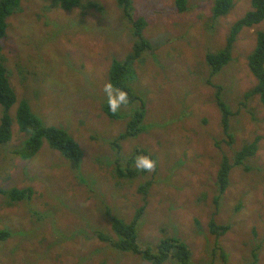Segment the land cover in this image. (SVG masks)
<instances>
[{"label":"rangeland","instance_id":"rangeland-1","mask_svg":"<svg viewBox=\"0 0 264 264\" xmlns=\"http://www.w3.org/2000/svg\"><path fill=\"white\" fill-rule=\"evenodd\" d=\"M82 1L84 6L63 11L54 7V0H21L20 9L9 19L4 54L19 99L28 97L29 85L33 112L47 126L67 130L84 156L80 163L65 158L57 163L59 154L45 144L35 160L15 157L13 150L25 135L19 133L16 121L19 103L12 107L14 137L0 147V187L31 188L34 195L19 207L7 206L0 195V229L10 226L38 236L47 225L51 236L40 235L32 242L15 236L18 240H9L0 251V264H36L43 237V244L55 238L73 239L66 244L52 242L48 264H98L85 254L81 262L78 255L86 247H103L94 228L108 232L112 229L108 212L129 221L142 206L146 207L139 227L143 249L175 236L190 246L195 264H224L220 256L212 255L217 241L208 224L215 218L232 226L219 240L228 254L225 264H252L254 254L257 264H264V172L251 175L253 171L234 167L229 188L219 206L215 204L223 156L233 157L245 143L260 137L258 153L244 166L264 167V105L259 97L243 98L256 86L248 56L258 32L264 31V21L240 34L230 63L215 78L211 79L207 62L210 53L227 46L230 28L250 9V0H239L236 9L220 18L213 14L214 0H188L184 13L177 12L176 0H161L159 7L152 0H131L135 17H145L143 34L151 49L135 61L131 75L136 92L145 99L146 131L123 141V168L137 149L150 152L156 162L153 170L146 174L139 170L133 180L116 177L119 154L111 145L126 129V120L113 121L104 112L109 70L114 61L129 56L131 30L118 0H92L100 7ZM24 53L34 57L30 66L38 76L24 79L18 67L28 65ZM217 84L224 86L222 100L239 113L231 117L229 127L235 135L233 145L225 142ZM120 109H127L118 112L130 116V108ZM2 115L0 105V120ZM147 181L152 185L145 201L138 188ZM17 242L24 245L13 254ZM115 254L118 260L112 258L109 264H150L140 255Z\"/></svg>","mask_w":264,"mask_h":264},{"label":"trees","instance_id":"trees-1","mask_svg":"<svg viewBox=\"0 0 264 264\" xmlns=\"http://www.w3.org/2000/svg\"><path fill=\"white\" fill-rule=\"evenodd\" d=\"M87 1V3L90 4V7H100V4H97L95 1ZM238 1L239 0H214L213 14L219 18L227 16L230 12H232V9L234 10L237 8ZM20 2L21 0H0V105L3 107V115L0 120V147L11 143L14 137L12 131L13 120L11 116V109L13 106L19 103L16 112V121L19 126V133L25 135V140L19 147L13 150L15 157H19L25 161L35 160L43 149L44 145L47 144L51 148L50 151L52 150L53 152L59 154L60 158L58 157L57 163H59V160L61 161L64 158L68 161L71 160L76 163H80L82 157L84 156V151L81 145L73 139L71 134L63 128L47 126L44 121L33 112L31 107V88H29V85L27 86L28 97L23 96L22 99H19L16 90L11 84L12 70L9 68L6 62L8 57L4 54V43L6 41L9 29V19L20 9ZM152 3L159 7L161 0H152ZM118 4L124 7L123 13L125 19L127 20V25L131 30V34L129 35L131 39L130 43L132 44V50H130L131 52L125 61L113 62L109 70L108 83L114 84L117 88L124 90L128 94L129 103L123 105V107L130 108L131 114L130 116L125 114L127 109L119 110L125 113H113L107 103L104 106V112L113 121L126 120V129L118 136L117 139L112 140L111 145L116 148L117 153L119 154V158L114 166L116 177L124 180H133L140 173H147V171H141L139 173V170L134 167L133 161L137 155H148L153 160L155 159V157L147 150L137 149L133 155L129 156L126 162L127 168H123V141L128 140L131 137H137L146 131V125L144 123L146 118L145 99L136 92L134 87L136 80H134L131 75L135 74V61L143 58L147 51L151 49V43L143 34L144 29L147 27L145 17H135V14L132 13L130 8V6L133 5L132 1L118 0ZM79 5L84 6V2L82 0H54V7L63 11H70L73 7ZM187 6L188 0H176V8L178 13H184L187 11ZM157 7L150 8L148 6L147 9L156 10L158 9ZM263 21L264 0H250V9L248 12H246L242 18H240L233 26H231L230 33L227 38V46L220 53H210L207 57V62L211 69V79L220 74L223 68L230 63L232 59V48L237 36L243 30L252 29L261 24ZM257 38V45L254 51L248 56V66L251 73L255 76L257 83L253 90H250L243 95V98L247 100L251 97H259L260 101L264 105V31L258 32ZM27 44H30V40H28ZM22 49L23 51L26 50L25 47ZM17 54H19V57L20 50H18ZM24 56H26V59H28V65L19 64L18 67L21 74L24 76V79H27L31 76H35L37 73L32 68V66H30V64L34 63V57L32 54H25ZM66 59L69 60L72 58L67 56ZM36 66L39 67L40 65ZM34 83L37 84L38 81L34 80L33 84ZM215 87L217 89V104L223 116V130L228 139L227 141L225 140V142L233 145L235 143V135L230 133L231 129L229 127L232 120L231 117L238 116L239 113L231 111L232 109H230V107H228V105L222 100V91L224 90V86L222 84H217ZM241 103L242 102L240 99V104ZM253 120L256 121V118ZM244 123L245 122L241 120V124L244 125ZM241 124L240 127H242ZM260 140L261 138L257 137L255 138V141L245 143L241 149L236 151L233 157H230L233 159L223 156V160L217 173L218 194L215 198L216 205L219 206L220 200L231 184V173L234 170V167H240L244 172L253 171L251 175H253L256 171L264 172V167L262 169L253 168L250 170L251 168L249 166H244L246 161L254 158L258 153ZM5 165H8L6 167L8 170L10 163L7 162ZM151 185L152 182L147 181L138 188V192L143 195L145 201L146 197L149 196V189ZM0 195L7 199V206L19 207L21 202L32 199L34 191L31 188L19 189L16 186L10 189H4L3 187H0ZM145 213L146 207H139L136 209L132 219L126 221L120 218L118 215L108 212L107 217L110 221L112 229L108 232H105L99 228L98 230H95L96 227L94 228V236L100 240V242L103 244V247H86L84 250L78 253L80 261L83 262L86 259L81 257V255L85 254L86 257L92 259L93 262L97 261L98 264H109L113 259L116 261L118 260L115 254V251H118L125 254L140 255L150 264H165L167 262H170V264H195L193 262L192 249L179 237L173 236L164 240L161 239L155 248H142V244L139 243V233L141 232V228L139 229V227H141L140 224ZM216 215L217 211L215 213V216ZM52 223H56V221H53ZM46 227L47 225H43V227L38 230V236H35L37 233L35 234L34 232H25L23 229L15 231L11 229L10 226H7L6 229H0V244H2L0 245V251L6 247L7 242L11 239L18 240V238H20L22 239V242H24V240L32 242L35 239H38L40 235H47L48 232L46 231ZM231 229L232 226L230 224H219L215 218H212L208 224L209 234L215 238V241H217L214 248L212 249V255L213 257L220 256L223 259L224 264L228 261V254L227 251L222 246H220L219 240L220 238L226 236ZM164 231L166 232V230ZM48 234L50 237V233ZM44 238L45 237L41 238V241L39 242L40 252L36 255V264H48V251L52 249L49 247L52 242L59 241L63 244H66L73 241V239H71L72 237H64L63 240L61 237L55 238L54 241L50 240L47 242V244H43ZM22 242H17V245L11 251L13 254H15L24 245ZM109 249H111V252ZM61 251L62 249L60 250V253ZM60 253L58 255H60ZM254 257L255 258L252 264H257L256 254H254Z\"/></svg>","mask_w":264,"mask_h":264},{"label":"clouds","instance_id":"clouds-1","mask_svg":"<svg viewBox=\"0 0 264 264\" xmlns=\"http://www.w3.org/2000/svg\"><path fill=\"white\" fill-rule=\"evenodd\" d=\"M236 11V10H235ZM239 10L236 11V13L238 12ZM248 12V10L246 11ZM245 12V13H246ZM244 13V15H245ZM243 15V16H244ZM243 16H241L240 18H242ZM239 20V19H238ZM237 20V21H238ZM253 29V28H252ZM247 30H250V29H246ZM244 31V30H243ZM242 31V32H243ZM241 32V33H242ZM240 33V34H241ZM240 34L237 36V39L233 45V48H232V52H233V49H234V46L236 44V42L238 41V38L240 36ZM257 45V44H256ZM255 49V48H254ZM254 49L249 53L251 54ZM257 83V81H256ZM255 88V87H254ZM253 88V89H254ZM252 89V90H253ZM217 90V89H216ZM104 92H105V95H106V103L107 105L109 106L110 110L113 112V113H116L119 111V109L123 106V105H126L129 103V97H128V94L120 89V88H117L114 84L112 83H107L105 86H104ZM252 98V97H251ZM258 98V97H256ZM260 100V98H258ZM261 102V101H260ZM262 103V102H261ZM263 104V103H262ZM155 161L148 155H137L135 158H134V161H133V165L134 167L137 169V170H140V171H151L154 169L155 167ZM29 201V200H28Z\"/></svg>","mask_w":264,"mask_h":264}]
</instances>
